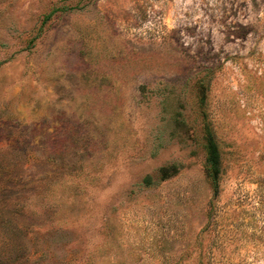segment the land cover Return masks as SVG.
I'll return each mask as SVG.
<instances>
[{
    "label": "rangeland",
    "instance_id": "1",
    "mask_svg": "<svg viewBox=\"0 0 264 264\" xmlns=\"http://www.w3.org/2000/svg\"><path fill=\"white\" fill-rule=\"evenodd\" d=\"M0 264H264V0H0Z\"/></svg>",
    "mask_w": 264,
    "mask_h": 264
},
{
    "label": "trees",
    "instance_id": "2",
    "mask_svg": "<svg viewBox=\"0 0 264 264\" xmlns=\"http://www.w3.org/2000/svg\"><path fill=\"white\" fill-rule=\"evenodd\" d=\"M209 152H210V157L208 158L209 176L214 182V184H217L218 180L220 179V173H221L220 154L216 145V141L213 139L212 140L210 139ZM148 183L152 185L153 182L149 180Z\"/></svg>",
    "mask_w": 264,
    "mask_h": 264
}]
</instances>
